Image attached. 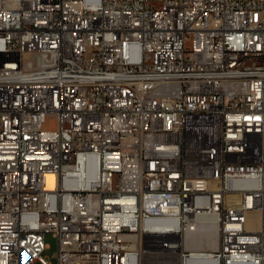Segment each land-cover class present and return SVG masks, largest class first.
<instances>
[{
	"label": "built area",
	"instance_id": "obj_1",
	"mask_svg": "<svg viewBox=\"0 0 264 264\" xmlns=\"http://www.w3.org/2000/svg\"><path fill=\"white\" fill-rule=\"evenodd\" d=\"M48 233L56 264H264V0H0V264Z\"/></svg>",
	"mask_w": 264,
	"mask_h": 264
},
{
	"label": "rangeland",
	"instance_id": "obj_2",
	"mask_svg": "<svg viewBox=\"0 0 264 264\" xmlns=\"http://www.w3.org/2000/svg\"><path fill=\"white\" fill-rule=\"evenodd\" d=\"M45 244L47 249L43 251L42 256L50 263L56 264V251H57V240L52 233L45 234L44 237Z\"/></svg>",
	"mask_w": 264,
	"mask_h": 264
},
{
	"label": "bare ground",
	"instance_id": "obj_3",
	"mask_svg": "<svg viewBox=\"0 0 264 264\" xmlns=\"http://www.w3.org/2000/svg\"><path fill=\"white\" fill-rule=\"evenodd\" d=\"M208 236L207 235H202L200 236L194 243L195 248H200L202 244L206 241L207 242V247L213 248L215 246V241L214 238H209L207 240Z\"/></svg>",
	"mask_w": 264,
	"mask_h": 264
}]
</instances>
